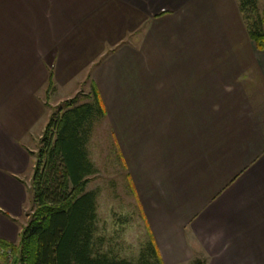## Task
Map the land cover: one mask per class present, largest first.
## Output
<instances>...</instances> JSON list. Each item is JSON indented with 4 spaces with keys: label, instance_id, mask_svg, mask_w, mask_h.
<instances>
[{
    "label": "crops",
    "instance_id": "crops-1",
    "mask_svg": "<svg viewBox=\"0 0 264 264\" xmlns=\"http://www.w3.org/2000/svg\"><path fill=\"white\" fill-rule=\"evenodd\" d=\"M253 50L237 0H0V241L32 213L50 94L93 90L161 264H264Z\"/></svg>",
    "mask_w": 264,
    "mask_h": 264
},
{
    "label": "trees",
    "instance_id": "trees-1",
    "mask_svg": "<svg viewBox=\"0 0 264 264\" xmlns=\"http://www.w3.org/2000/svg\"><path fill=\"white\" fill-rule=\"evenodd\" d=\"M237 1L249 39L257 51H264L263 18L249 21L256 0ZM87 99L80 104L77 97L64 102L40 138L32 175V213L18 244L0 241V246L12 250L13 264H161L150 237L136 262L101 250L96 192L86 190L96 172L87 145L105 111L95 91ZM191 264L205 261L195 259Z\"/></svg>",
    "mask_w": 264,
    "mask_h": 264
},
{
    "label": "rangeland",
    "instance_id": "rangeland-1",
    "mask_svg": "<svg viewBox=\"0 0 264 264\" xmlns=\"http://www.w3.org/2000/svg\"><path fill=\"white\" fill-rule=\"evenodd\" d=\"M249 14L251 24L260 18L264 21V0H256ZM261 28L264 32V23ZM252 50L254 55L264 59V51L259 53L253 43ZM261 65L264 68V63ZM62 96L58 92L47 99L46 126L52 114L58 115L59 109L63 110L64 102L77 97L76 104H80L87 99L81 91L68 100H60ZM113 141L104 119L93 126L87 149L96 172L89 178L86 190L96 192V235L103 241L101 250L119 259L136 262L149 238Z\"/></svg>",
    "mask_w": 264,
    "mask_h": 264
},
{
    "label": "built area",
    "instance_id": "built-area-1",
    "mask_svg": "<svg viewBox=\"0 0 264 264\" xmlns=\"http://www.w3.org/2000/svg\"><path fill=\"white\" fill-rule=\"evenodd\" d=\"M0 255L3 257V264H13V252L10 248L0 246Z\"/></svg>",
    "mask_w": 264,
    "mask_h": 264
}]
</instances>
